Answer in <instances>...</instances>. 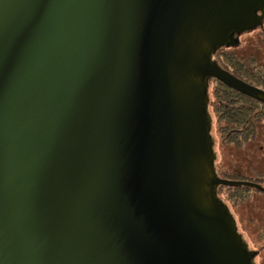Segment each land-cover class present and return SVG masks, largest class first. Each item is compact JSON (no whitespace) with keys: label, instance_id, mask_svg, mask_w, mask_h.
<instances>
[{"label":"water","instance_id":"obj_1","mask_svg":"<svg viewBox=\"0 0 264 264\" xmlns=\"http://www.w3.org/2000/svg\"><path fill=\"white\" fill-rule=\"evenodd\" d=\"M264 0H0V264H251L217 195L213 60Z\"/></svg>","mask_w":264,"mask_h":264},{"label":"rangeland","instance_id":"obj_2","mask_svg":"<svg viewBox=\"0 0 264 264\" xmlns=\"http://www.w3.org/2000/svg\"><path fill=\"white\" fill-rule=\"evenodd\" d=\"M240 45L224 53H234L244 58L246 63L256 61V65L264 67V21L250 31L238 35ZM252 62V61H250ZM216 82L211 83L210 93H213ZM213 125L211 137L214 140L212 152L215 156L214 168L218 174L229 176H247L259 178V185L264 187V121L258 129L255 141L244 147L237 148L227 145L222 139L217 124V118L211 108ZM236 188V187H232ZM234 190L226 187L220 191V201L225 204L232 218L237 222L238 232L253 254L251 264H264V193L251 190L247 198L238 201L232 196ZM233 195H236L233 193Z\"/></svg>","mask_w":264,"mask_h":264},{"label":"trees","instance_id":"obj_3","mask_svg":"<svg viewBox=\"0 0 264 264\" xmlns=\"http://www.w3.org/2000/svg\"><path fill=\"white\" fill-rule=\"evenodd\" d=\"M240 45V41H239ZM235 47H221L216 50L213 55V60L221 68L229 71L239 79L257 86L264 90V67L256 65V61L250 60V65L246 63L244 58H239L234 53H224L225 50L235 49ZM209 103L207 111L212 117L211 108L217 118L219 132L223 141L227 145H233L237 148L244 147L250 142L255 141L258 135V129L264 121V104L248 97L247 95L227 87L220 81L210 78L209 80ZM216 82L217 86L213 93H210L211 83ZM213 125V117H212ZM218 174V172H217ZM222 179L233 181H251L259 183L261 179L251 178L247 176L237 175L229 176L227 174H218ZM234 190L232 196L238 201L247 198L251 190L259 191L249 186H219L217 188V195L220 197V191L223 188ZM232 187H236L235 189Z\"/></svg>","mask_w":264,"mask_h":264}]
</instances>
